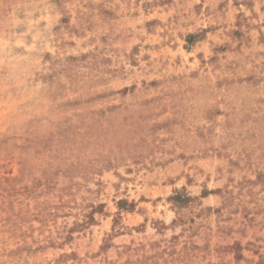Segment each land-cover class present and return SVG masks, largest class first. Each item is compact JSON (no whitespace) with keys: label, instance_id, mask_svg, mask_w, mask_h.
<instances>
[{"label":"rangeland","instance_id":"rangeland-1","mask_svg":"<svg viewBox=\"0 0 264 264\" xmlns=\"http://www.w3.org/2000/svg\"><path fill=\"white\" fill-rule=\"evenodd\" d=\"M0 264H264V0H0Z\"/></svg>","mask_w":264,"mask_h":264}]
</instances>
